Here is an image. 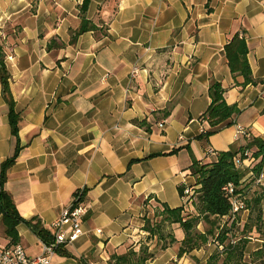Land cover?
I'll use <instances>...</instances> for the list:
<instances>
[{
    "label": "crops",
    "instance_id": "crops-1",
    "mask_svg": "<svg viewBox=\"0 0 264 264\" xmlns=\"http://www.w3.org/2000/svg\"><path fill=\"white\" fill-rule=\"evenodd\" d=\"M83 23L94 29L71 41ZM236 34L253 79L264 81V0H0V60L18 117L13 135L0 83V166L18 150L3 188L22 219L50 235L77 191L87 207L83 235L52 264H116L138 253L151 207L183 205L178 187L195 184L193 161L244 146L237 126L264 139V82L243 87L225 59ZM211 82L239 113L204 142ZM256 163L243 169L264 191ZM172 229L174 242L145 264H206L207 247L178 256L184 234ZM17 233L28 257L41 253L28 226ZM0 235L8 242L1 221ZM263 242L249 238L245 257Z\"/></svg>",
    "mask_w": 264,
    "mask_h": 264
},
{
    "label": "trees",
    "instance_id": "trees-1",
    "mask_svg": "<svg viewBox=\"0 0 264 264\" xmlns=\"http://www.w3.org/2000/svg\"><path fill=\"white\" fill-rule=\"evenodd\" d=\"M94 29L87 23H83L80 30L72 36L71 41L75 37L86 30ZM224 54L229 71L234 76L243 78L242 86L249 84L263 83L264 81H256L253 79L250 66L248 64V47L244 39L237 34L234 35L224 46ZM0 83L2 88V97L9 108V124L13 135L17 134L18 117L14 113V102L8 88V75L3 62L0 60ZM225 89L219 82H211L208 87V97L210 104L202 114L201 118L208 124L209 130L201 133L198 137L200 141H206L210 136L216 134L219 127L223 124L230 123V119L239 113L236 106L228 105L224 98ZM244 146L239 148H231L226 152H219L212 158L209 163L201 161H193L189 167V175L194 178L195 195L193 196L190 206L193 205L195 215L187 212V206L170 209L166 205H162V211L159 212L161 221L158 224H152L151 219H143L144 225L142 230L151 238L155 237L162 240V228L165 226L178 225L183 231L184 238L178 251V256L199 250L211 240H218L224 243L227 230L220 228L222 218L227 216L231 210L228 198L223 194L222 188L232 183L235 186L236 193L244 197L245 208L250 212V216L243 224L241 237H236V242L231 245L226 243L223 251L215 249L210 253L206 264H264V242L260 249L253 251L249 255V261H246L244 252L249 242L250 234L254 229L257 233H261V221H264V191L258 190L253 192L250 197H245L243 188H240L242 180L245 176L243 168H236L233 160L236 157L244 159V152L250 153L257 163L251 172L254 178H257L264 168V139L248 138L245 139ZM17 151L14 156L3 162L0 166V221L3 227L4 237L12 244H18L19 238L17 227L21 224L28 226L36 237L43 243H50L52 236L48 231L42 228L39 223L25 221L19 215L9 193L4 188L5 174L9 166L14 162ZM191 187V186H190ZM183 186L178 187V193L182 196ZM200 224L204 225V230L199 231L197 228ZM235 236V235H234ZM170 242H174L172 235L168 236ZM262 240L264 237L262 235ZM152 254L146 249H140L138 253L128 251L123 255L115 258L116 264H145Z\"/></svg>",
    "mask_w": 264,
    "mask_h": 264
},
{
    "label": "built area",
    "instance_id": "built-area-1",
    "mask_svg": "<svg viewBox=\"0 0 264 264\" xmlns=\"http://www.w3.org/2000/svg\"><path fill=\"white\" fill-rule=\"evenodd\" d=\"M137 70L134 68L130 73V78H134ZM249 133L241 126L236 127L235 140L248 139ZM182 141V137H179ZM216 153L209 150L206 152V157H214ZM244 159L236 157L233 162L236 168H244V162L250 159V153L244 152ZM223 194L230 202L231 210L229 214L223 217L220 228H225L226 240L224 243L214 239L211 240L206 247H214L218 251H223L226 243L233 245L236 242L237 231L241 226V218L243 213L248 210L245 208L244 197L236 193L235 186L232 183L226 184L222 188ZM195 195V188L183 185L181 196L182 204L190 205L193 196ZM87 213V207L81 202V192L77 191L72 199V202L66 207L61 216L51 223L50 227L53 230L52 241L50 243L41 242V253L35 257H28L25 254L24 248L21 244H12L8 242H0V264H52V257L56 254L58 249L66 244L75 242L83 235L82 222ZM100 233L99 230L96 231ZM235 235V236H234Z\"/></svg>",
    "mask_w": 264,
    "mask_h": 264
},
{
    "label": "rangeland",
    "instance_id": "rangeland-1",
    "mask_svg": "<svg viewBox=\"0 0 264 264\" xmlns=\"http://www.w3.org/2000/svg\"><path fill=\"white\" fill-rule=\"evenodd\" d=\"M212 160L213 159L210 158V161H212ZM208 161H209V159H208ZM242 171H243V173H245V176H244V178L242 180L243 182H242L240 188H243V194L245 193V197L248 198V197H250L253 194L254 191L260 190V187L255 183V181L251 177L246 178V175L248 173L247 169L246 170L243 169ZM186 210H187L186 213H189L191 215H195V213H196L195 210H194L193 205L192 206L188 205ZM161 211H162L161 207H158V206L151 207L149 215L145 216L143 219H148L149 218V219H151L150 222L152 224H154V223L158 224L161 221V217L158 215L159 212L161 213ZM247 213L248 212L242 214L243 220H241V221H243V222H242L241 226L239 227V229L237 231H235L237 233V236H236L237 238L241 237V231H242V228H243V224H244L245 221H248L247 219L250 216V212H249V214L247 216H245V214H247ZM143 222H144V220H143ZM143 225H144V223H143ZM260 227H261V233H257L253 229L250 234H247V236L249 238H257V237L258 238H262V235H263V237H264V221L263 220L261 221ZM197 229L199 231H203L204 230V225L200 224ZM172 230H173L172 226L163 227L162 228V232H161L162 235H163L162 240H159L157 238L155 239V237L151 238L148 234H146L147 236H144V237H146L145 238L146 240H144L142 242L143 244L141 245L140 249H146L148 253H150V251H154L156 254L161 253L165 248L168 247L169 244L172 243V242H170V238L168 237L170 235V233L173 232ZM149 238L153 239V240H151V243H149ZM0 242H3V237H1V235H0ZM149 245H151V246L153 245L151 247L152 248L151 250H148ZM203 248H206V247H203ZM205 251H207L210 254V253L214 252L215 249H214V247H208V248H206ZM244 259L246 261H249V257H245Z\"/></svg>",
    "mask_w": 264,
    "mask_h": 264
}]
</instances>
